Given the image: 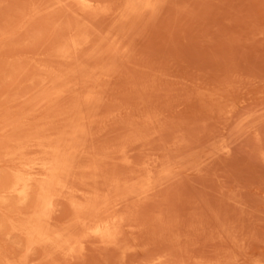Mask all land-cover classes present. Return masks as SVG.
Returning <instances> with one entry per match:
<instances>
[{
	"label": "rangeland",
	"instance_id": "rangeland-1",
	"mask_svg": "<svg viewBox=\"0 0 264 264\" xmlns=\"http://www.w3.org/2000/svg\"><path fill=\"white\" fill-rule=\"evenodd\" d=\"M85 2L0 0V154L6 151L0 157V188L3 186L0 198H4L0 200V217L5 215L0 218V264H264V0ZM76 37L82 43L86 41L83 38L88 39L83 45L78 40L82 45L79 46ZM56 90L63 94L58 95ZM88 98L91 104L85 101ZM65 101L73 104L70 107ZM49 105L57 106V110L47 109ZM53 110L55 117L51 115ZM82 112L87 116L81 119ZM24 113L35 121L27 119ZM60 113H66L64 119ZM49 114L61 120L50 118ZM51 119L56 123H51ZM6 121L12 123L8 125ZM58 121L61 122L56 125ZM23 125L29 133L26 128L23 132ZM13 129L18 132H12ZM78 129L81 133L71 134ZM80 137L79 144L83 145L79 148L85 147L81 152L86 156L75 154L81 166L78 158L70 160L71 153L77 157L76 151L69 154L66 150L71 140ZM64 141H68L66 148L61 145ZM73 144L72 147L78 146ZM5 145L9 146V152ZM12 148L14 153L10 151ZM19 152L23 156L20 153L19 157ZM62 153L64 156L60 157ZM24 154H28L27 158ZM16 155L19 160H15ZM55 155L62 158L60 162ZM51 156L63 168L57 162L52 167ZM90 156L93 161H100H88L86 166L85 160L87 157L90 160ZM64 157L70 161L67 166L62 161ZM37 162L49 163L52 170L45 171L40 166L29 170L33 176L30 199L22 202L8 194L15 176L27 172L24 165ZM73 162L81 169L75 165L72 169ZM37 170H43L40 175L44 176H37ZM54 170L60 172V177L69 171L72 184L92 186L87 188L89 191L95 189L96 185L90 184L95 182V194L82 187L79 189L82 194H77V184L71 187L68 173L63 181L69 185L62 187L61 181L58 188L62 178ZM51 172L54 175L49 179ZM82 172H90L89 177ZM78 174L81 179H77ZM36 178L49 184L58 183L51 187L52 210L41 209L42 200L36 189L41 191L38 182H43ZM84 179L86 184L82 182ZM119 181L128 185L127 188L124 185L127 191L120 187ZM68 188L73 192L67 191ZM65 191L74 193L75 200ZM75 194L78 198L82 196L78 199ZM59 197L66 202L59 201ZM82 200L86 202L81 204ZM6 205L11 206L8 208L11 213ZM36 210L44 211L45 219L50 218L42 221L46 228L54 225L58 229L53 232V226L47 230L42 225L51 237L44 242L45 249L43 243L41 247L38 243L31 246L29 241L28 245L25 237L26 221L35 219ZM31 212L34 216H30ZM96 212L93 217L90 215ZM125 215L133 222L127 219L125 222ZM70 220L77 223V230L70 228L74 236L68 228L74 225ZM81 221L84 225L78 223ZM99 226L101 235L93 232ZM65 228L64 232L76 241L80 238L78 243L66 235L74 240L70 243L61 232ZM63 246H68L66 251ZM47 248L57 254L52 256Z\"/></svg>",
	"mask_w": 264,
	"mask_h": 264
},
{
	"label": "bare ground",
	"instance_id": "bare-ground-1",
	"mask_svg": "<svg viewBox=\"0 0 264 264\" xmlns=\"http://www.w3.org/2000/svg\"><path fill=\"white\" fill-rule=\"evenodd\" d=\"M80 1L84 2V4L86 3L85 0H80ZM84 35H85V34H84ZM81 36H82V35H81ZM85 36H87V35H85ZM73 37H74V36H73ZM77 37H78V35H77ZM77 37H76V39H77L76 42H78V40H79ZM79 37H80V35H79ZM82 38H83V37H82ZM82 38H80V39H82ZM74 39H75V38H74ZM74 39H72V41H73ZM76 39H75V40H76ZM87 39H88V38L85 37V38H83L82 41H84V40L87 41ZM79 41H80V40H79ZM86 41H85V42H86ZM80 42H81V41H80ZM85 42H84V43H85ZM69 43H70V42H69ZM69 43H68V45H69ZM74 43H75V42H74ZM81 43H82V42H81ZM84 43H82V45H83ZM74 45H76V43H75ZM77 45L82 46V45H80L79 42H78ZM74 48H75V46H74ZM57 51H58V50H57ZM70 52H71V51L69 50V53H70ZM69 53H67V55H68ZM57 54H58V53H57ZM65 54H66V53H65ZM67 55H65V57H66ZM57 56L59 57V55H57ZM69 56H70V54H69ZM65 57H64V59H67V58H68V57H66V58H65ZM60 59H61V57H60ZM64 87H65V86H64ZM57 89L59 90L60 88H57ZM54 90H55V89H54ZM58 90H56L55 92H57ZM62 90H63V89H62ZM65 91H66V90H65ZM55 92H54V93H55ZM59 92H61V91H58V92H57L58 95L61 96V94H63V93L59 94ZM62 92H64V90H63ZM54 95H55L54 97H56V94H54ZM87 95H88V94H87ZM87 95H86V96H87ZM89 95H90V94H89ZM91 95H92V94H91ZM51 96H52V95H51ZM45 97H46V96H45ZM52 97H53V96H52ZM52 97H51V98H52ZM90 97H91V96H90ZM93 97H94V96H93ZM93 97H91V98H93ZM88 100H89V103H90L91 100H90L89 98H88L87 100L85 99L86 102H87ZM65 102H66V101H65ZM62 103H63V102H61V104H62ZM66 103L69 104L70 107H71V104H73V103L70 104L69 102H66ZM91 103H92V102H91ZM91 103H90V104H91ZM49 104H51V103H49ZM61 104H60V105H61ZM44 105H45V104H44ZM46 105H48V103H47ZM85 105H87V104H85ZM53 106H54V105H53ZM62 106H63V104H62ZM88 106H89V105H88ZM48 107H49V108H50V107L52 108V106H50V105L47 106V109H49ZM72 107H73V106H72ZM53 108H55V111L57 110V109H56L57 106H56V107H53ZM53 108H52V109H53ZM63 108H64V106H63ZM74 108H76V106H75ZM74 108H73V110H74ZM31 109H32V108H31ZM59 109H61V108H59ZM76 109H77V108H76ZM87 109H88V108H87ZM45 110H46V108H45ZM45 110H44V111H45ZM63 110H65V109H63ZM67 110H68V109H67ZM78 110L80 111V109H77V112H78ZM44 111H43V114H45V113L48 112V111H46V112L44 113ZM53 111H54V110H53ZM55 111H54V112H51V113H53V114H51V115L54 116V117L57 116V115L55 114V113H56ZM58 111H60V110H58ZM28 112H29V114H30V110H29ZM75 112H76V111H75ZM25 113H26V112H25ZM25 113H24V116H25L26 114L29 115L28 113H26V114H25ZM48 113H50V111H49ZM83 113H84V112H82V115L79 114V115H80V118H81V117H84V116H87V114H83ZM60 114H62V113H60ZM60 114H59V115H60ZM64 114H66V113H64ZM64 114H62V116H60V117L62 118ZM67 114H68V111H67ZM46 115H48V114H46ZM51 115L49 114L50 118L52 117ZM79 115H78V116H79ZM22 116H23V115H22ZM30 116H32V114H31ZM43 116H44V115H43ZM69 116H70V115H69ZM25 117H26V116H25ZM27 117H28V116H27ZM27 117H26V118H27ZM44 117H45V116H44ZM54 117H52V118L55 119V120H59V119H60L59 117H56L57 119L54 118ZM67 117H68V115H67ZM26 118H25V119H26ZM29 118L31 119L32 117H29ZM29 118H27V119H29ZM50 118H49V119H50ZM58 118H59V119H58ZM65 118H66V117H65ZM68 118H69V117H68ZM80 118L78 117L77 119L79 120ZM27 119H26L24 122H26ZM32 119H34V118H32ZM42 119H43V118H42ZM46 119H47V118H46ZM49 119H48V120H49ZM53 119H51V123H56V122H53ZM63 119H64V117H63ZM75 119H76V116H75ZM75 119H74V120H75ZM77 119H76V120H77ZM81 119H82V118H81ZM81 119H80V120H81ZM39 120H40V118H39ZM44 120H45V118H44ZM48 120H47V121H48ZM55 120H54V121H55ZM60 120H61V119H60ZM65 120H67V118H66ZM69 120H70V119H69ZM74 120H73V121H74ZM11 121H13V120H11ZM11 121H9V123L6 121V123L9 125L10 123H12ZM15 121H16V120H15ZM15 121H13V122H15ZM34 121H35V119H34ZM36 121H37V120H36ZM49 121H50V120H49ZM63 121H64V120H63ZM63 121H62V123H63ZM84 121H85V119H84ZM60 122H61V121H58V123H57L56 125H58ZM75 122H76V121H75ZM88 122H89V121H88ZM88 122H87V125H88ZM4 123H5V122H4ZM31 123L34 124L33 121H31L30 124H31ZM66 123H67V122H66ZM36 124H37V122H36ZM47 124H48V122H47ZM64 124H65V123H63V125H64ZM76 124H77V123H76ZM81 124H82V123H81ZM81 124H80V127H82ZM83 124H85V123H83ZM83 124H82V125H83ZM5 125H6V124H5ZM8 125H6V126H8ZM25 125H26V124H25ZM34 125H35V124H34ZM41 125H42V124H41ZM49 125H50V124H49ZM69 125H70V124H69ZM78 125H79V124H78ZM78 125H77V126H78ZM28 126H29V124H28ZM38 126H39V125H38ZM43 126H44V125H43ZM46 126H47V125H45V129H46ZM53 126H54V124L52 125V127H53ZM73 126H74V125H73V123H72V124H71V128H72ZM55 127L58 128L59 126H58V127L55 126ZM55 127H54V128H55ZM75 127H76V125H75ZM80 127H79V128H80ZM15 128H16V130H17L18 126L15 127ZM20 128H21V127H20ZM25 128H26V127H24V125H23V127H22L23 132H24ZM27 128H28V127H27ZM27 128H26V130H28ZM30 128H31V127H30ZM82 128H83V131L86 133L87 130H86V131L84 130V126H83ZM82 128H80V129L82 130ZM86 128H87V127H86ZM76 129H77V128H76ZM80 129H78V131L75 130L74 133H73V132H72V133L70 132V133L73 134V135H75V132L81 133V132H79ZM8 130H9V129H8ZM13 130H14V129H13ZM13 130H12V132H15V133L18 132V131L16 132L15 130H14V131H13ZM33 130H34V129H33ZM73 130H74V129H73ZM19 131H21V130H19ZM31 131H32V130H31ZM48 131H49V130H48ZM50 131L53 132L52 130H50ZM69 131H72V130L70 129ZM83 131H82V132H83ZM89 131H90V130H89ZM12 132H11V133H12ZM21 132H22V131H21ZM84 132H83V134H84ZM90 132L92 133V131H90ZM8 133H9V131H8V132L6 131V134H7V135H8ZM25 133H26V131H25ZM27 133H29V130L27 131ZM63 133H64V132H63ZM12 134L14 135V133H12ZM12 134H11V135H12ZM22 134H23V133H22ZM22 134H21V135H22ZM44 134H46V132H45ZM65 134H66V133H65ZM89 134H90V133L85 134V135H89ZM7 135H6V136H7ZM9 135H10V133H9ZM25 135H26V134H25ZM28 135H29V134H28ZM28 135H26V136L29 137ZM58 135H59V134H58ZM85 135H84V136H85ZM16 136H17V134H16ZM32 136H33V135H32ZM62 136H65V135H62ZM4 137H5V136H4ZM19 137H20V136H19ZM19 137L17 136L18 139H20ZM21 137H22V136H21ZM41 137H42V136H41ZM43 137H45V135H44ZM68 137H69V136H68ZM71 137H72V136H71ZM78 137H79V136H78ZM90 137H91V136H90ZM7 138H8V137H7ZM22 138L24 139V137H22ZM55 138H56V137H55ZM59 138L61 139V138H63V137L60 136ZM69 138H70V137H69ZM69 138H68V141L70 140ZM84 138H87V137L85 136ZM12 139H14V138H12ZM26 139H27V138H26ZM65 139H66V137H65ZM65 139H64V140H65ZM71 139H72V138H71ZM75 139H76V138H75ZM78 139H81L80 142H79ZM78 139H77V141H75L74 139L71 140L72 143L74 142V144H73L74 146H75L76 144H78V146L76 145L77 147H72V143H69V144H71L70 146H69V144H68V146H69V150H70V149H71V150H70V151H69L68 149H66V150L69 152V154H70V152H72V150H73V152L76 151V152H74V154H75V153H76V154L78 153V154H80V155H83V157H84V156H86V155H84V153H83V152L85 151V149H83V148H85V147L82 146L83 148H81V149L79 148V145H80L79 143L82 142V137H80V138H78ZM57 140H59V139H57ZM2 141H3V139H2ZM8 141L11 142V140H9V139H8ZM12 141H13V140H12ZM16 141H17V140H16ZM22 141H23V144H24V140H22ZM33 141H34V139H33ZM43 141H44V140H43ZM55 141H56V140H55ZM68 141H67V143H68ZM17 142H18V141H17ZM20 142H21V140H20ZM31 142H32V141H31ZM48 142H49V141H48ZM58 142H60V141H58ZM58 142H56V143L58 144ZM61 142H62V141H61ZM64 142H65V141H64ZM64 142H63V144H61V143H60V144L63 145V146H64V144H65L64 148H66V144H67V143H66V142L64 143ZM69 142H70V141H69ZM75 142H78V143H75ZM56 143H54V144H56ZM29 144H30V143H29ZM38 144H39V143H38ZM44 144H45V143H44ZM52 144H53V143H52ZM52 144H51V145H52ZM0 145H1V144H0ZM8 145H9V144H8ZM32 145H33V147H34L35 144H34V143H33V144L31 143L30 146H32ZM47 145H48V143H47ZM81 145H83V144H81ZM81 145H80V147H81ZM22 146H23V145H22ZM30 146H29V147H30ZM54 146H56V145H54ZM54 146L52 145V147H54ZM59 146H60V145H59ZM63 146H60V147L62 148L61 150H63ZM68 146H67V147H68ZM5 147H6V145H5ZM8 147H9V146H7L6 149H8ZM18 147H19V146H18ZM18 147H16V149H17ZM70 147H71V148H70ZM20 148H21V147H20ZM20 148H19V149H20ZM23 148H24V147H23ZM25 148L29 149L28 146L25 147ZM25 148H24V149H25ZM30 148H32V147H30ZM55 148H57V147H55ZM73 148H74V149H73ZM13 149H14V148L10 149V151L13 150ZM27 149H25V150H27ZM32 149H33V148H32ZM35 149H36V146H35ZM39 149H40V148H39ZM77 149H78V150H77ZM82 149H83V152H81ZM89 149H90V148H89ZM89 149H88L87 151H91V150H89ZM91 149H92V148H91ZM57 150H58V149H57ZM57 150H55V151H57ZM66 150H64V153H66V152H65ZM4 151H5V150H2V152H1L3 155L0 154V157H1V158H2V156H4V154L6 153V151H5V153H4ZM7 151L9 152V149H8ZM28 151H29V150H28ZM33 151H34V150H33ZM33 151H32V152H33ZM37 151H38V150H37ZM40 151H41V150H40ZM78 151H80V152L83 153V154H81V153L78 152ZM94 151H95V150H94ZM8 152H7V154H6L7 156H9V155H8ZM16 152H17V151H16ZM53 152H54V151H53ZM58 152L61 153L60 150H58ZM62 152H63V151H62ZM68 152H67L66 155H65V156H67V157H68ZM92 152H93V151H92ZM13 153H14V150H13ZM20 153H21V152L17 153V155L20 154ZM25 153H26V152H25ZM40 153H41V152H40ZM40 153H39V154H40ZM54 153H55V152H54ZM64 153H62V155L59 154L60 157H63V156H64V155H63ZM42 154H43V153H42ZM44 154H45V153H44ZM47 154H48V153H47ZM50 154H51V153H50ZM50 154H49V155H50ZM52 154H53V153H52ZM55 154H57V152H56ZM76 154H75V155H76ZM78 154H77V155H78ZM88 154H89V153H88ZM91 154L93 155V153H90V155H91ZM94 154L96 155V154H98V153H94ZM14 155H15V154H14ZM17 155H16V157L14 156V157H15V160H16V158H17V160H19V158H18L19 155H18V156H17ZM20 155L23 156V153H21ZM24 155H25L26 158H27V155H28V154H27V155L24 154ZM45 155H46V154H45ZM70 155L74 156L72 153H71ZM77 155H76V156H77ZM95 155H94V156H95ZM25 156H24V157H25ZM29 156H30V155H29ZM29 156H28V157H29ZM55 156H56V155H55ZM55 156H51L52 158H49V160L51 159L50 162H49V160H48V162L50 163V165H51V162H52L53 160L55 161V160L57 159L58 162H60L59 160L62 159V158H61V159H58L57 156H56L57 158L55 159ZM72 156H70L71 159H70V157H68V159H70V160H73V159H74V160H75V158H78V157H79V156H77V157L74 156V158H72ZM96 156H97V155H96ZM96 156H95V157H96ZM98 156H100V155L98 154ZM10 157H11V156H10ZM19 157H20V156H19ZM24 157H23V158H24ZM40 157H41V156H40ZM40 157H39V159H40ZM91 157H92V156H90V158H91ZM95 157H94V160H95ZM100 157H101V156H100ZM4 158H6V156H5ZM4 158H3V159H4ZM64 158H65V160H62V161H63V162L65 163V165H66V162H70V161H68L66 157H64ZM84 158H85V157H84ZM87 158H88V157H87ZM87 158H86V160H85V162H86V166H87V164H88V161H89V163L91 162V160L93 161L92 158H91L90 160H87ZM102 158H103V155H102ZM10 159H11V158H9V160H10ZM12 159H13V156H12ZM21 159H22V158H21ZM52 159H53V160H52ZM88 159H89V158H88ZM1 160H2V159H1ZM7 160H8V159H4V160H3V161H5V164L8 163ZM81 160L84 161V159H81ZM102 160H104V159H101V162H102ZM39 161H40V160H39ZM45 161H46V160H45ZM54 161L52 162V164H53L52 167L54 166V164L56 165V164L58 163L57 161H55V163H54ZM77 161H78L79 164H80V160H79V158L77 159ZM77 161H74V162H77ZM82 161H81V163H82ZM96 161H97V159H96ZM96 161H93L92 163H94V162H96ZM98 161H100V160H98ZM98 161H97V162H98ZM1 162H2V161H1ZM34 162H35V160H34ZM56 162H57V163H56ZM71 162H72V161H71ZM74 162H73V164L71 165V166H73L72 169L75 168V166H76V167L78 166V165H75V164H77V163L74 164ZM3 163H4V162H3ZM30 163H31V162H30ZM49 163H48V165H49ZM1 164H2V163H0V165H1ZM13 164H14V163H13ZM15 164H16V163H15ZM69 164H71V163H69ZM84 164H85V163H84ZM84 164H83V165H84ZM16 165H17V164H16ZM31 165H32V164H31ZM48 165H47L46 163L44 164V163H42V162H41V163H38V162H37V164L32 165V166H26V165H24V169H25V167H27V172H26L25 174H17V175L15 176L13 186H11V188H9V190L7 191V193H8V194H11V195H13V196L15 195V196L19 197V199H20L22 202H27V201L30 199V196H31V193H32V192L30 191V190H31V189H30V183H31L32 180H33V176L31 175V171H29V170H30V169L34 170L35 166H40V167H42L45 171H51V170H52V169H51L52 167L50 166V167H51V168H50ZM58 165H59V163H58ZM74 165H75V166H74ZM95 165H97L98 168H99L98 163L95 164ZM95 165H94V167H96ZM59 166H61V167L63 168V164H60ZM59 166H58V167H59ZM66 166H67V165H66ZM80 166H81V164H80ZM92 166H93V165H92ZM2 167H3V166H2ZM5 167H6V165H5ZM5 167H3L2 169H4ZM19 167H20V165H19ZM55 167H57V166H55ZM55 167H54V169H55ZM58 167H57L56 169H59V168L61 169V167H59V168H58ZM78 167H79V166H78ZM78 167H77V169H78ZM89 167H91V166L89 165L87 168H89ZM67 168H68V167H67ZM69 168H70V167H69ZM79 168H80V167H79ZM70 169H71V168H70ZM80 169H81V168H80ZM83 169H84V168H83ZM93 169H95V168H93ZM85 170H86V169H85ZM89 170H90V169H89ZM96 170H98V169L96 168ZM96 170H95V171H96ZM9 171H10V170H9ZM37 171H38V175H37V173H36V175L39 176V175H40V172H42L43 170H42V171L37 170ZM37 171H36V172H37ZM55 171H56V170H54V172H55ZM58 171H59V170H58ZM64 171H65V170H64ZM80 171H81V170H80ZM80 171H76V172H78V173L81 174ZM82 171H84V170H82ZM98 171H99V170H98ZM98 171H97V172H98ZM100 171H101V169H100ZM7 172H8V171H7ZM11 172H12V171H11ZM54 172H53V173H54ZM56 172H57V171H56ZM56 172H55V175H57ZM70 172H71V171H70ZM86 172H87V171H86ZM91 172H92V170H91ZM42 173H44V171H43ZM53 173L51 172V177H49V179H50V178H53V177H52V175H54ZM57 173H59V175H58L57 177H58V178H62V180H60V182L58 181L59 179L57 178V179H58L57 181L59 182V184H58V183H56V184L50 183V184H49L48 181H47V183L44 182V181H46V180L41 181L40 178H36V180L39 179L41 182H43V183L38 182V183L40 184V186L35 184V185H36L35 188H38L37 186H39V187L41 188V191H40V189H38L39 191H37V189H36V192L38 193V197H39V198L41 197L40 199L42 200L41 202H42V205H43V206H41V204H40V206H41V209H42V207H43V210H44L45 208H47V209L50 208V206L52 205V200H54V199H53V194H51V193H53V192H51V190L53 189V188H51L52 186L54 187V185H57V184H58L57 186H58V188H59V187H60L59 185L61 184V181L63 182V185H61L62 187H64V185H65V186H66V185H69V184H67L68 181H66V182H67L66 184H64L65 181H63V179H65V176H66L65 173H66V172H65V173L63 172L64 174H62V172H61V174H62L61 176H63V177H60V172H57ZM67 173H68L67 176H70V179L68 178V179H69V182H71L70 185H71L72 188H74L73 186H74L75 183L72 184L73 181L71 180V173H69V171H68ZM67 173H66V174H67ZM72 173H73L72 175H74L73 177H75L74 172H72ZM84 173H85V172H82V175H84ZM89 173H90V172H89ZM89 173H85V174L88 175ZM92 173H94V172H92ZM92 173H91V174H92ZM99 173H100V176H101V172H99ZM32 174H33V173H32ZM95 174H96V173H95ZM3 175L5 176V174H3ZM34 175H35V174H34ZM45 175H46V173H45ZM49 175H50V174H49ZM64 175H65V176H64ZM78 175H79V174H78ZM78 175H76V176H78ZM82 175H79L80 177H78L77 179H81V178H82V177H81ZM97 175L99 176L98 173H97ZM40 176H42V174H41ZM43 176H44V175H43ZM43 176H42V177H43ZM92 176H93V175H92ZM92 176H91V177H92ZM45 177H46V176H45ZM47 177H48V176H47ZM84 177H86V176L84 175ZM87 177H89V175H88ZM3 178H5V177H3ZM11 178H12V177H11ZM54 178H55V177H54ZM93 178H94V177H93ZM99 178H100V177H99ZM99 178L97 177V179H98L97 181H99ZM41 179H43V178H41ZM47 179H48V178H47ZM77 179L73 178V180H77ZM86 179H87V178H86ZM9 180H10V179H9ZM36 180H35V181H36ZM52 180H53V179H52ZM55 180H56V178H55ZM65 180H67V177H66ZM70 180H71V181H70ZM88 180H89V179H88ZM91 180H92V178H91ZM94 180H95V179H93L92 181H94ZM6 181H7V180H6ZM57 181H56V182H57ZM78 181H79V180H78ZM80 181H82V180H80ZM53 182H54V180H53ZM82 182L86 184L85 179H84V181H82ZM82 182H81V183H82ZM33 183H35V182H33ZM45 183H46V186H42V187H41V184L44 185ZM78 183H79V182H78ZM81 183H80V184H81ZM88 183H90V182H88ZM96 183H97V182H96ZM112 183H113V182H112ZM115 183H116V182H115ZM1 184H2V183H1ZM11 184H12V183H11ZM47 184H49V185H47ZM52 184H53V185H52ZM76 184H77V182H76ZM76 184H75V185H76ZM90 184L96 185V186H94V187H95V189H97V184H95V182H92V183H90ZM110 184H111V183H109L108 186H110ZM117 184H118V183H116V185H117ZM119 184H122L121 181H119ZM119 184H118V186H119ZM4 185H5V184H4ZM35 185H34V186H35ZM72 185H73V186H72ZM113 185H114V184H113ZM122 185H123V184H122ZM122 185H120V187H124V185H126V184H124L123 186H122ZM131 185H132V184H131ZM85 186H86V185H84V186L82 187V184H81V185L77 184L76 187H78V188H76V187H75V188H76L77 190H79V189H81V187H82V188H85ZM127 186H128V185H126L125 187L127 188ZM132 186H133V185H132ZM2 187H3V186H1V188H0L1 190H2ZM55 187H56V186H55ZM62 187H61V188H62ZM69 187H70V186H69ZM79 187H80V188H79ZM91 187H92V186H90L89 188L91 189ZM114 187H115V185H114ZM114 187H112V188H114ZM116 187H117V186H116ZM125 187H124V188H125ZM129 187H130V186H129ZM134 187H135V186H134ZM58 188H57V189H58ZM87 188H88V185H87V187H86L85 189H87ZM89 188H88V189H89ZM108 188H109V187H107V189H108ZM112 188H111V189H112ZM124 188H121V191H122V189L124 190ZM126 188H125V189H126ZM130 188H131V187H130ZM130 188H129L128 190H131ZM55 189H56V188H55ZM55 189H54V190H55ZM57 189H56V190H57ZM65 189H66V187H65ZM85 189H82V190H83V191H82L83 193L85 192ZM88 189H87V190H88ZM95 189H94V190H95ZM119 189H120V188H119ZM119 189H118V190H119ZM56 190H55V191H56ZM68 190L71 191V188H70V189L68 188L67 191H68ZM72 190H74V189H72ZM87 190H86V192H87ZM94 190L92 189L91 191L94 193V192H95ZM104 190H105V189H104ZM108 190H109V189H108ZM116 190H117V188H116ZM32 191H34V190H32ZM88 191H89V190H88ZM91 191H89V194L92 193ZM109 191H110V190H109ZM112 191H114V190H112ZM121 191H120V194H122V193L125 192V190H124V192H121ZM126 191H127V189H126ZM131 191H132V190H131ZM39 192L41 193L40 196H39ZM58 192H61V191H58ZM71 192H73V191H71ZM76 192H77V191H75V193H76ZM79 192L81 193V191L79 190V191L77 192V194H78ZM98 192H100V190H98ZM98 192H97L96 194H98ZM102 192H103V193H102ZM102 192H100V193H101V194H104V191H102ZM105 192H106V191H105ZM117 192H118V191H117ZM145 192H146V191H145ZM3 193H4V192H3ZM7 193H6V194H7ZM34 193H35V192H34ZM65 193H66V195H67V194L70 193V192H66V191H65ZM87 193H88V192H87ZM100 193H99V194H100ZM106 193H107V192H106ZM118 193H119V192H118ZM81 194H82V193H81ZM84 194H85V197H86V193H84ZM94 194H95V193H94ZM116 194H117V193H116ZM32 195H33V193H32ZM34 195H35V194H34ZM57 195H58V194H57ZM64 195H65V194H64ZM69 195H71L72 198L74 199V193H73V195H72L71 193H70ZM75 195H76V194H75ZM91 195H92V194H91ZM105 195H106V194H105ZM108 195H109V194H108ZM108 195H107V196H108ZM118 195H119V194H118ZM126 195H127V194H126ZM76 196H77V198H78V195H76ZM80 196H82V195H80ZM80 196H79V198H80ZM88 196H89V195H88ZM88 196H87V197H88ZM98 196H99V195H97V197H98ZM100 196H101V195H100ZM103 196H104V195H103ZM109 196H110V195H109ZM109 196H108V197H109ZM120 196L123 197V195H120ZM36 197H37V196H36ZM36 197H35V198H36ZM62 197H63V195H62ZM83 197H84V195H83ZM116 197H118L117 199L120 200V199H119V196H116ZM122 197H120V198H122ZM124 197H125V196H124ZM124 197H123V198H124ZM144 197H145V196H144ZM39 198H38L37 201L40 203V199H39ZM59 198H60V197H59ZM59 198H55V200H56V199H59ZM72 198H70V199H72ZM79 198H78V199H79ZM99 198H100V197H99ZM106 198H107V197H106ZM145 198H146V197H145ZM3 199H4L3 197L0 198L1 201H2ZM8 199H9V198H8ZM8 199H7V201H8ZM11 199H13V198H11ZM11 199H10V201H11ZM16 199H18V198H16ZM61 199H63V198H60L59 201H62V202L65 201V202H66V200L68 199V196L65 197L66 200H64V201L61 200ZM81 199H82V197H81ZM88 199L91 200L90 197H89ZM94 199H95V195H94L93 200H94ZM114 199H116V198H114ZM74 200H75V199H74ZM93 200H92V201H93ZM107 200H108V198H107ZM122 200H123V199H122ZM141 200H144V199H141ZM14 201H15V199H14ZM37 201H36V202H37ZM68 201H70V200H68ZM71 201H72V200H71ZM82 201H83V200H82ZM82 201H81V204H84V202H86V201H83V202H82ZM96 201H97V200H96ZM96 201H95V202H96ZM11 202H12V201H11ZM76 202L78 203L79 201H76ZM88 202H89V201H88ZM93 202H94V201H93ZM100 202H101V201H100ZM110 202H111V201H109V205H110ZM117 202H118V201H117ZM117 202H115V204H116ZM9 203H10V202H9ZM9 203H8V204H9ZM16 203H17V201H16ZM56 203H57V202H56ZM60 203H61V202H60ZM72 203H74V202H72ZM96 203H97V202H96ZM102 203H103V202H102ZM111 203H112V202H111ZM119 203H120V202H119ZM12 204H13V203H12ZM12 204H11V205H12ZM35 204H36V203H35ZM66 204H67V203H66ZM70 204H71V203H70ZM86 204H87V203H86ZM86 204H85V205H86ZM88 204H89V203H88ZM91 204H92V203H91ZM91 204H90V205H91ZM104 204H105V203H104ZM115 204H114V205H115ZM13 205H14V204H13ZM67 205H68V204H67ZM95 205H96V204H95ZM6 206H7V210H8V213H9L10 211H9L8 208L11 207V206H10V205H9V206L6 205ZM36 206H37V205H36ZM40 206H38V208H40ZM68 206H69V205H68ZM75 206H76V203H75ZM87 206H88V205H87ZM99 206H100V205H99ZM102 206H103V205H102ZM107 206H108V204H107ZM116 206H118V205H116ZM116 206H115V207H116ZM17 207H18V206H17ZM17 207H16V209H17ZM26 207H27V206H26ZM56 207H57V206H56ZM71 207H72V206H71ZM93 207H94V206H93ZM104 207H105V208H104ZM104 207H103V208L107 210V208H106V204H105ZM119 207H120V204H119ZM18 208H19V207H18ZM28 208H29V207H28ZM33 208H34V207H33ZM73 208H74V207H73ZM73 208H70V210L73 209ZM84 208H85V207H84ZM89 208H90V207H89ZM94 208H95V207H94ZM94 208H93V209H94ZM109 208H110V207H109ZM0 209H1V208H0ZM16 209L14 208L13 210H16ZM20 209H23V207H21ZM35 209H36V207H35ZM53 209H55V207H54ZM74 209H75V208H74ZM74 209H73V210H74ZM93 209H91L90 211L92 212ZM100 209H101V207H100ZM117 209H118V208L116 207V209H115L116 212H118ZM120 209H121V208H120ZM17 210L19 211V209H17ZM50 210H52V209L50 208ZM80 210H81V209H80ZM96 210H97V209H96ZM96 210H95V211H96ZM112 210H113V209H112ZM121 210H122V209H121ZM123 210H124V209H123ZM129 210H130V209H129ZM28 211H29V210H28ZM36 211H37V210H36ZM39 211H40V210H39ZM39 211H37L38 214L35 215V216H36L35 219H33V220H30V219H29V222H28V223H27V221H26V226H25V235H26V236H25V237L28 239V242H27L28 245H29V241H30V243H31V246H32V243H38V244H39L38 247H41L40 245H42V243H43L42 247L44 246L43 248L45 249V245H44V244H47V243H44V242L49 241L51 237L49 238V236H48L49 233H47L46 230L42 227V225H43V223H44V222L42 223V221H44V219H45V213H44V211H41V212H39ZM71 211H72V210H71ZM87 211H88V210H87ZM90 211H89V212H90ZM100 211H101V210H100ZM107 211H108V213L110 212L109 210H107ZM126 211L128 212V210H126ZM50 212H51V211H50ZM52 212H53V211H52ZM72 212H74V211H72ZM76 212H77V211H76ZM78 212H79V211H78ZM82 212H84V210H83ZM102 212H103V209H102ZM102 212H101V213H102ZM104 212L106 213V211H104ZM10 213H11V212H10ZM17 213H18V212H17ZM47 213H48V211H47ZM74 213H75V212H74ZM79 213H80V212H79ZM84 213H85V212H84ZM130 213H131V212H130ZM130 213H129V214H130ZM5 214H6V213H5ZM20 214H22V213L20 212ZM24 214H25V213H24ZM29 214H30V213H29ZM35 214H36V213H35ZM76 214H77V213H76ZM96 214H97V212H96L95 214L90 213V215H92V217H93V215H96ZM117 214H118V213H116L115 216H116ZM123 214H125V212H124ZM126 214H127V213H126ZM131 214H132V213H131ZM10 215H11V214H10ZM26 215H27V213H26ZM48 215L52 217L51 213H48ZM78 215H79V214H78ZM99 215H100V213H99ZM102 215H103V214H102ZM104 215H105V214H104ZM106 215H107V214H106ZM106 215H105V216H106ZM3 216H5V215L3 214ZM3 216H1V217H3ZM6 216H7V215H6ZM8 216H9V215H8ZM27 216H28V215H27ZM30 216H34V215H33V212H31ZM86 216H87V215H86ZM97 216H98V215H97ZM97 216H96V217H97ZM100 216H101V215H100ZM115 216H114V217H115ZM127 216H128V215H127ZM127 216H126V215L124 216V218H125L124 221H125L126 219H127L129 222L132 221V219L127 218ZM1 217H0V218H1ZM46 217H47V215H46ZM70 217H71V215H70ZM80 217H81V215H80ZM96 217H94V218H96ZM116 217H117V216H116ZM129 217H130V216H129ZM4 218H5V217H3V219H4ZM32 218H34V217H32ZM84 218H85V216H84ZM94 218H93V219H94ZM106 218H107V216H106ZM131 218H132V215H131ZM1 219H2V218H1ZM11 219H12V218H11ZM19 219H20V218H19ZM47 219H49V221H50V218H47ZM47 219H45V221H46ZM73 219H74V217H73ZM73 219H71V220H73ZM79 219H80V218H79ZM79 219H78V220H79ZM82 219H83V217H82ZM86 219H89V216H87ZM98 219H99V218H98ZM104 219H105V218H104ZM104 219H103V220H104ZM108 219H109V218H108ZM114 219H115V218H114ZM116 219H118V217H117ZM5 220H7V219H5ZM13 220H15L14 223H17V222H16V220H17L16 217H15V219H13ZM71 220H70V222H71V223H74V225H72V226H70L71 224L69 225V227H68V228H69V231L71 230L70 228H72V227H73V228H72V231H73L74 228L76 229V226H75V225L77 224V223L75 224L76 221L73 222V221H71ZM78 220H77V221H78ZM83 220H85V219H83ZM99 220H100V219H99ZM103 220H102V221H103ZM105 220H106V219H105ZM121 220H122V219H121ZM7 221H8V220H7ZM7 221H6V222H7ZM10 221H11V220H10ZM86 221H89V220H86ZM96 221H97V220H96ZM96 221H95V222H96ZM100 221H101V220H100ZM0 222H1V221H0ZM3 222H4V220H3ZM20 222H21V221H20ZM51 222H52V221H51ZM91 222H92V220H91ZM95 222H93V223H95ZM98 222H99V221H98ZM125 222H126V221H125ZM132 222H133V221H132ZM132 222H131V223H132ZM78 223H80V224L82 225V224L85 223V222L83 221V223H82V221H81V222H78ZM89 223H90V222H89ZM101 223H102V222H101ZM101 223H100V224H101ZM119 223H120V222H119ZM119 223H117V224H119ZM5 224H6V223H5ZM46 224H48V222H47ZM50 224H51V223H50ZM91 224H92V223H91ZM97 224L99 225V223H97ZM113 224H115V223H113ZM113 224H111V225H113ZM123 224H125V223L123 222ZM129 224H130V223H129ZM10 225H11V224H10ZM10 225H8V227H9ZM12 225H13V224H12ZM22 225H24V224H22ZM83 225H84V224H83ZM86 225H87V224H86ZM89 225H90V224H88V226H89ZM95 225H96V224H95ZM115 225H116V224H115ZM115 225H114V227H115ZM120 225H121V224H120ZM127 225H128V224H126L125 226L127 227ZM13 226H15V225H13ZM19 226H20V225H19ZM43 226H44V225H43ZM50 226H51V227L53 226V228H54V225H49V227H50ZM78 226H79V225H78ZM131 226L133 227L134 225H130V227H131ZM3 227H4V226H3ZM17 227H18V225H17ZM44 227L46 228V226H44ZM47 227H48V225H47ZM49 227H48V228H49ZM59 227H62V226H59ZM59 227H58V228H59ZM89 227H90V226H89ZM100 227H101V226H99V227H95V229L93 230V232L101 235V231H102V229H101ZM107 227H108V226H107ZM130 227H129V228H130ZM132 227H131V228H132ZM11 228H12V227H11ZM48 228H46V229L49 230ZM84 228H85V227H84ZM116 228H117V227H116ZM134 228H136V227L134 226ZM5 229H6V228H5ZM56 229H57V228L55 227L53 232H57L58 229H57V230H56ZM61 229H62V228H61ZM50 230H51V229H50ZM64 230L67 231L66 228L63 229V231L61 230V232H63V234L65 233ZM76 230H77V229H76ZM78 230H79V229H78ZM86 230H87V229H86ZM134 230H135V229H134ZM72 231H70V232H71V234H73L72 236H74V233H72ZM83 231H84V230H83ZM113 231H114V230H113ZM3 232L6 233V231H3ZM3 232H2V233H3ZM9 232H10V231H9ZM15 232H17V231H15ZM15 232H14V233H15ZM70 232H69V233H70ZM74 232H75V231H74ZM103 232H105V231H103ZM107 232H108V231H107ZM14 233H13V234H14ZM17 233H18V232H17ZM75 233H76V232H75ZM77 233H79V232H77ZM80 233H81V232H80ZM121 233H122V232H121ZM7 234H8V232H7ZM81 234H83V232H82ZM89 234H90V233H89ZM97 234H96V235H97ZM10 235H11V234H10ZM60 235H61V234H60ZM66 235L69 237L70 234H68V233L66 234V233H65V236H66ZM90 235H91V234H90ZM96 235H95V237H96ZM118 235H119V233H118ZM122 235H124V237H125V234H122ZM50 236H51V235H50ZM55 236H56V234H55ZM67 236H66V237H67ZM72 236L70 235L71 239L73 238ZM79 236H80V235H79ZM57 237H58V235H57ZM68 237H67V238H68ZM70 237H69V238H70ZM99 237H100V236H99ZM103 237H104V236H103ZM108 237H109V236H108ZM59 238H60V237H59ZM69 238H68V240H70ZM77 238H78V236H77ZM92 238L94 239V237H92ZM121 238H122V236H121ZM121 238H120V239H121ZM27 239H26V240H27ZM63 239H64V238H63ZM65 239H66V238H65ZM73 239L75 240L76 238H73ZM78 239H80V238H78ZM78 239H77V241H78ZM100 239H102V237H100L99 240H100ZM104 239H105V238H104ZM123 239H124V238H123ZM74 240H70V243H72V241L74 242ZM95 240H96V239H95ZM65 241H66V240H65ZM65 241H63V243H64ZM75 241H76V240H75ZM77 241H76V242H77ZM102 241H103V240H102ZM118 241H119V239H118ZM80 242H82V240H81ZM104 242H105V241H103L102 243H104ZM109 242H110V241H109ZM115 242H116V241H115ZM123 242H124V241H123ZM126 242H127V241H126ZM126 242H125V243H126ZM61 243H62V242H61ZM63 243H62V244H63ZM70 243H69V244H70ZM77 243H78V242H77ZM84 243H85V242H84ZM84 243H83V244H84ZM106 243H107V242H106ZM120 243H122V241H121ZM65 244H67V243H65ZM112 244H113V242H112ZM115 244H116V243H115ZM122 244H123V243H122ZM122 244H121V245H122ZM135 244H136V246H137V245L139 246V244H137L136 242H135ZM49 245H50V244H49ZM49 245H47V246H49ZM63 245H64V244H63ZM67 245H68V244H67ZM74 245H76V244H74ZM74 245H73V246H74ZM104 245H105V243H104ZM104 245H103V246H104ZM106 245H107V244H106ZM108 245H109V243H108ZM116 245H117V244H116ZM36 246H37V245H36ZM54 246H55V245H54ZM64 246H66V245H64ZM64 246H63V247H64ZM118 246H119V245H118ZM122 246H123V245H122ZM130 246H131V245H130ZM38 247H37V248H38ZM50 247H53V245L51 244ZM50 247H49V248H50ZM58 247H59V246H58ZM75 247H76V246H75ZM109 247H110V246H109ZM30 248H31V247H30ZM64 248H65V247H64ZM66 248H68V246H67ZM66 248H65L64 251H66ZM69 248H70V247H69ZM114 248H116V247H114ZM40 249H41V248H40ZM47 249H48V248H47ZM52 249H54V247H53ZM71 249H72V248H71ZM119 249H120V248H119ZM121 249H123V248H121ZM124 249H126V248H124ZM130 249L132 250V248H130ZM33 250H34V249H33ZM49 250H50V249H48L47 252H48ZM55 250H57V249H55ZM68 250H69V249H68ZM76 250L78 251V248H77ZM116 250H117V249H116ZM133 250H134V249H133ZM51 251H52V250H50V252H49V254L51 253V255L54 254V253L56 252V251H54V250H53L54 252H51ZM69 251H70V250H69ZM67 252H68V251H67ZM79 252H81L80 249H79ZM127 252H129V251H127ZM56 254H57V253H55L54 255H56ZM54 255H52V256H54ZM63 255H64V254H63ZM68 255H69V254H68ZM70 255H72V254H70ZM77 255H78V254H77ZM52 256H51V258H53ZM160 257H161V259H162V256H160ZM160 257H159V258H160ZM152 259H153V258H152ZM157 259H158V257H157ZM154 260H155V258H154L152 261H154ZM159 260H160V259H159ZM159 260H158V262H159ZM148 261H149V260H148ZM155 261H156V260H155ZM150 262H151V261H150ZM158 262H157V263H158ZM146 263H149V262H146ZM152 263H153V262H151L150 264H152ZM154 263H155V262H154ZM154 263H153V264H154ZM5 264H9V262H8V263L6 262ZM258 264H259V263H258Z\"/></svg>",
	"mask_w": 264,
	"mask_h": 264
}]
</instances>
